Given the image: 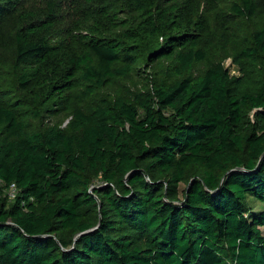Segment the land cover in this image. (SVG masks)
<instances>
[{"label":"trees","instance_id":"obj_1","mask_svg":"<svg viewBox=\"0 0 264 264\" xmlns=\"http://www.w3.org/2000/svg\"><path fill=\"white\" fill-rule=\"evenodd\" d=\"M20 1L0 0L17 92L0 98V264H264V208L248 202L264 205V27L232 75L205 52L220 0H77L70 42L53 2ZM173 56L175 81L100 96ZM54 107L66 128L45 123Z\"/></svg>","mask_w":264,"mask_h":264},{"label":"rangeland","instance_id":"obj_2","mask_svg":"<svg viewBox=\"0 0 264 264\" xmlns=\"http://www.w3.org/2000/svg\"><path fill=\"white\" fill-rule=\"evenodd\" d=\"M77 0H21L15 8V13H21L30 9H38L46 7V4L53 2L57 7L59 17V31L67 39L71 41V30L75 19V10ZM240 0H220L219 9L223 13L226 24L218 22L215 14H209L212 23V33L210 36H205V52L211 62H223L225 67L232 73L238 75V68L233 63L235 52L240 49L245 42V38H250L251 33L255 29L264 27V0H256L260 9L258 16L253 21L238 19L232 16L231 5L238 3ZM13 20L10 23L12 26ZM14 25V24H13ZM11 28V27H10ZM60 34V35H61ZM244 36V39H243ZM243 39V40H242ZM240 45V46H239ZM239 46V47H238ZM2 53V54H1ZM0 53V98L9 95L16 96V83L12 73V67L9 64L12 62V57L8 52ZM177 55V53H176ZM206 65H197L195 73L203 71ZM175 67H179L176 63V56L164 58L154 63L141 61L133 69V72L125 77H115L108 83L100 93V96L105 98H128L131 94L151 93L153 88L164 83H171L176 80ZM9 99H5L9 101ZM81 100L77 98L75 106H82ZM47 125L66 128L72 120V112L64 109H54L52 112L45 115ZM185 186L182 185L181 189ZM248 202L256 212L264 208L263 204L258 203L253 198H248ZM264 235V227L261 228Z\"/></svg>","mask_w":264,"mask_h":264},{"label":"built area","instance_id":"obj_3","mask_svg":"<svg viewBox=\"0 0 264 264\" xmlns=\"http://www.w3.org/2000/svg\"><path fill=\"white\" fill-rule=\"evenodd\" d=\"M8 195H9L10 199H15L16 196L18 195V190H17L15 184H12L11 187L9 188Z\"/></svg>","mask_w":264,"mask_h":264},{"label":"water","instance_id":"obj_4","mask_svg":"<svg viewBox=\"0 0 264 264\" xmlns=\"http://www.w3.org/2000/svg\"><path fill=\"white\" fill-rule=\"evenodd\" d=\"M240 171H242V170H240Z\"/></svg>","mask_w":264,"mask_h":264}]
</instances>
